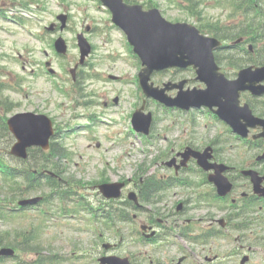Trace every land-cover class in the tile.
Masks as SVG:
<instances>
[{
	"label": "rangeland",
	"instance_id": "rangeland-1",
	"mask_svg": "<svg viewBox=\"0 0 264 264\" xmlns=\"http://www.w3.org/2000/svg\"><path fill=\"white\" fill-rule=\"evenodd\" d=\"M131 1L158 7L164 16L172 21H187L193 24L220 22L221 25H234L238 22L230 16L231 10L218 5L216 0H199L198 10L203 17L200 22L184 8L186 3L183 0ZM0 8L4 9L3 14L0 12V82L9 87L0 97L8 100L10 106L14 107L5 112L0 104L2 117L22 111H34L49 115L57 127L74 125L75 132H71L69 138H64L69 157L64 162L66 171L63 172V178L76 181L77 187L72 189L81 191L94 202V206L107 207L108 203L96 187L97 184L126 181L127 187L123 190L120 202L116 203V206L123 207L125 205L121 204V201L128 197L129 192H136L140 197L141 182L156 174L169 172L165 163L174 158L189 142L207 146L211 139L217 137L220 127H211L209 131L203 127L201 121L193 127L194 125L189 124L181 115L163 116L155 112L150 105L147 110L153 111L159 117L153 129L157 138L145 139L132 132L131 113L142 102V91L138 90L139 85L136 83L140 66L129 53V45L123 33L111 25L110 12L103 8L99 1L0 0ZM60 14L67 15V26L63 30L60 29L61 21L58 19ZM50 25L54 30H47ZM80 32L85 33L94 50L87 59L89 64L80 66L79 74L82 72L83 76L73 80L70 69L80 59L77 45V34ZM59 36L64 37L69 45L68 52L63 57L56 53L54 47V42ZM262 45L263 42L257 43V47ZM257 47H253L254 56L257 54ZM46 61L52 62V67L56 70L54 74L47 73ZM111 75L118 78L112 79ZM192 76L189 71L178 74L170 72L157 75L154 80L161 84L169 79ZM116 97L118 102L114 101ZM220 139L224 140V146L217 152L221 160L232 161L230 165H235L238 160L242 165L249 162L248 157L243 161L242 157H239H245L242 146L232 147L233 142L226 143V136H221ZM4 140L0 138V148L6 147ZM229 148L233 151H229ZM180 196L176 195V188L170 190L166 202L159 204L163 214L153 215L167 220L177 202L182 201ZM77 200L90 204L84 196ZM78 201H66L69 204L67 209H74L73 206L78 205ZM139 203L143 209L138 212L132 209L131 224L114 221L109 228L96 225L99 230L93 236L91 230H94L95 226L87 220L88 214L81 211L70 217L72 220H61L57 209L64 206L65 202L53 197L50 204L43 205L33 212L39 217L44 211L49 220L40 238L33 244L28 241L31 249L29 254L23 255L22 258L26 260L39 254L66 253L75 249L95 250L101 254L104 252L103 244L110 243L115 248H111L109 253L132 256L136 264H142L150 258V254L142 253L144 248H133L132 245L128 247L121 244L119 236L114 238L116 232L124 234L130 242L139 236L137 230L147 224V211L154 210L152 205L144 203L141 199ZM194 205L192 202L186 218L202 219L210 215L229 221L224 212L197 209ZM32 217L33 215L28 214L17 219L16 223L0 226V229L23 228ZM130 230L131 233L128 232ZM233 235L238 237L237 234ZM117 244L119 245L116 246ZM211 245L218 254L208 261V264H219L222 257L226 259L221 263L237 264L235 258H228L233 256L229 251L235 247V243L218 239ZM176 246L169 244L171 250H175ZM205 253L211 256L215 254L209 251ZM152 254L154 261L172 263L175 259L176 264L181 257L177 252H165L163 256ZM203 257H198V262L194 260L196 256L189 257L183 264L204 263Z\"/></svg>",
	"mask_w": 264,
	"mask_h": 264
},
{
	"label": "water",
	"instance_id": "water-1",
	"mask_svg": "<svg viewBox=\"0 0 264 264\" xmlns=\"http://www.w3.org/2000/svg\"><path fill=\"white\" fill-rule=\"evenodd\" d=\"M113 10V20L123 27L129 35L135 51L140 55L145 67L140 73L141 83L148 96H153L166 104L179 105L185 108L207 104L218 106L217 112L226 119L240 134H246L249 127H264V119L253 116L248 105L240 106V92L250 89L255 94H263L264 86L257 83L264 80V66L241 70L237 80L229 81L221 73L214 60V49L221 42L212 37L204 36L199 29L188 23H172L164 18L157 8L144 10L142 5L124 4L123 0H103ZM83 57L88 46L83 42ZM58 49L65 50V45L58 42ZM190 65L198 67V78L208 85L206 89L184 90L186 80L180 83L169 82L164 88L154 87L150 83L155 70L173 66L186 68ZM180 88L179 95L171 98L166 90ZM151 114L145 115L141 110L134 114V125L138 130L148 132ZM147 118V119H146ZM9 125L18 137L14 152L26 156V147L34 144L47 146L52 134V123L44 115L20 113L9 120ZM186 161L192 155L199 158L200 164L206 169L216 167L217 172L211 176L220 186V190L228 191L231 184L222 175L226 169L223 165H211L207 162L209 149L203 154L187 150ZM255 182V191L264 194L261 186L264 177L257 172L249 171ZM122 183L103 185L102 189L108 196H119ZM114 264H119L114 263Z\"/></svg>",
	"mask_w": 264,
	"mask_h": 264
},
{
	"label": "trees",
	"instance_id": "trees-1",
	"mask_svg": "<svg viewBox=\"0 0 264 264\" xmlns=\"http://www.w3.org/2000/svg\"><path fill=\"white\" fill-rule=\"evenodd\" d=\"M189 1H193V0H189ZM233 4L234 7H236L237 9L244 10L245 16H244V21L241 22V25H239L238 27H241L240 29H238L236 32L238 33L237 35H242L245 37H248V40L253 41L254 44L256 45V43L260 42L264 37V24H260V29L258 31V29L253 26V23L249 24V15H252V11H248L247 8H255L256 4L258 3L260 6L262 5L263 0H260L258 2H256L255 0H230ZM253 17V16H252ZM254 20V19H253ZM220 26L215 27L214 29H212V32H214L216 34V36L220 37V38H227L231 35V32H226L224 34V36L222 37V35L220 34ZM234 31V30H233ZM238 37V36H237ZM240 37V36H239ZM236 38V36H235ZM263 49H264V45H263ZM261 62L264 63V59H259ZM1 127H5L7 128V125L4 122H1ZM10 142V138L8 137L7 139ZM54 150H56L55 148H53ZM8 148L6 150H4V152H7ZM41 151V153H40ZM2 157L0 156V170L2 171V173L6 176V177H15L18 173L15 171V168H13V166L11 164L8 163H4L2 161ZM51 159V155L50 157H48V155H46V153H44V151H42L41 149H33L31 151V160L33 163H31V165L36 166V167H47L48 165L46 164V162H48L47 160ZM56 166V165H54ZM44 169V168H42ZM36 178V175L31 173L30 175H28V177L26 178L28 185H29V189H33V188H38L37 186H39L41 184L40 181V176L35 179V181H33ZM47 182H50L52 184H57V185H61L60 181L54 177L49 175L47 177L46 180V184ZM45 183V181L43 182ZM159 181H157L154 184V187H151L150 183H147L148 186V192L145 193L144 197L145 198H149L151 199L152 193L154 191H157L159 189ZM27 190H24L23 192H25ZM29 192V191H28Z\"/></svg>",
	"mask_w": 264,
	"mask_h": 264
},
{
	"label": "flooded vegetation",
	"instance_id": "flooded-vegetation-1",
	"mask_svg": "<svg viewBox=\"0 0 264 264\" xmlns=\"http://www.w3.org/2000/svg\"><path fill=\"white\" fill-rule=\"evenodd\" d=\"M262 158H259L258 159V161H260ZM264 160V159H263ZM256 168V170L258 171V172H260L261 174H263L264 175V166H261V167H255ZM259 168V169H258ZM263 184V186H264V182L262 183ZM244 186H246V185H241V188L242 189H240V194H241V196H246V197H248L249 199L250 198H253V196H251V194L249 193V190H250V187L249 186H247L246 187V189L244 188ZM247 235L243 232V233H241L240 235H239V239L241 240V241H245V237H246ZM260 236H256V238H259ZM254 243H256V240L254 241ZM241 248L242 249H245V248H247L248 250H252V249H257V248H260L259 246H257V245H249V244H245V243H243V244H241ZM168 253H171V252H169V251H167ZM162 253H165V252H163L162 251ZM163 256V255H162ZM189 259V256H186L185 257V259H184V261H186V260H188ZM175 259L174 260H172V263H169V262H163V263H166V264H176L175 262ZM184 261H182L181 262V264H183L184 263ZM151 262H154V260H151ZM158 262V261H157ZM262 264H264V259H263V261H262Z\"/></svg>",
	"mask_w": 264,
	"mask_h": 264
}]
</instances>
